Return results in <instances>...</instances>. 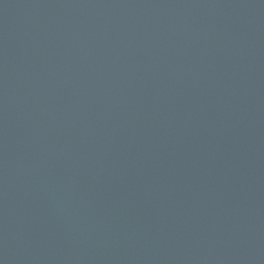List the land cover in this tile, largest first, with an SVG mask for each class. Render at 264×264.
Returning a JSON list of instances; mask_svg holds the SVG:
<instances>
[{
  "label": "water",
  "instance_id": "1",
  "mask_svg": "<svg viewBox=\"0 0 264 264\" xmlns=\"http://www.w3.org/2000/svg\"><path fill=\"white\" fill-rule=\"evenodd\" d=\"M0 264H264V0H0Z\"/></svg>",
  "mask_w": 264,
  "mask_h": 264
}]
</instances>
